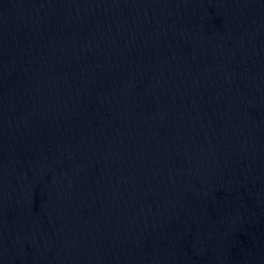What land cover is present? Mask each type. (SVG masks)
<instances>
[{
    "label": "water",
    "instance_id": "1",
    "mask_svg": "<svg viewBox=\"0 0 264 264\" xmlns=\"http://www.w3.org/2000/svg\"><path fill=\"white\" fill-rule=\"evenodd\" d=\"M62 124L95 264H132L264 32V0H16Z\"/></svg>",
    "mask_w": 264,
    "mask_h": 264
}]
</instances>
